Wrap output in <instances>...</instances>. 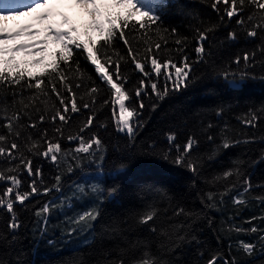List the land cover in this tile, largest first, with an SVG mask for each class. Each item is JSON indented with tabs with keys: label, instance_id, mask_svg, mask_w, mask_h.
Returning <instances> with one entry per match:
<instances>
[{
	"label": "trees",
	"instance_id": "16d2710c",
	"mask_svg": "<svg viewBox=\"0 0 264 264\" xmlns=\"http://www.w3.org/2000/svg\"><path fill=\"white\" fill-rule=\"evenodd\" d=\"M211 3L212 0H167L159 21V35L152 31L147 36H141L140 32L125 29L133 47H139L141 51L146 47L145 40L163 44L162 38H166L167 46L159 53L162 60L169 57L179 60L175 39L184 40L186 54L194 66V82L186 89L171 92L166 99L158 102L155 111L151 108L153 103H157L155 97H144L146 107L141 117L143 126L134 139L116 130L111 106L103 107L100 103L109 98L106 86L101 85L102 92L97 98L95 109L97 119L92 128L79 133L86 119L83 110L70 114L69 124L63 126L65 138L60 140L63 151L59 154L58 163L32 155L23 140L20 141L24 155L41 169V175L36 177L20 173L24 181L21 190L30 191L27 185L32 179L37 181L41 190L51 188L56 183L55 177L59 175L62 191L33 195L30 201L25 202L27 207L16 205L22 227L16 234L15 242L0 241V258L4 264H103L105 253H111L108 259L117 258L119 249L127 248L129 242L136 241L140 242V248L133 251L143 252L147 248L159 264H208V260L216 254L234 258L236 264H264V255L259 252L260 246L264 245V241L259 240L260 233L235 230L248 229L253 225L264 229V220L261 219L264 217V204L257 199L264 196V82L260 80L264 76V53L259 51L264 46V36L253 40L247 38L244 30L235 23L225 20L221 24ZM250 11L255 10L246 5L243 14L247 15ZM213 23L217 27L205 42L204 62L196 63V30ZM71 25L79 30L81 41L87 39L83 35L86 24ZM172 29L177 30L178 37L171 35ZM230 30L237 31L240 38L236 41L227 39ZM114 50L121 55L126 54L123 43L117 37H114ZM58 52L56 45L50 46V54ZM245 52L255 53V60L249 61L248 66L243 62L239 65L233 62ZM85 56L82 50L73 48L69 63L74 67L73 62H77L87 73H92V66ZM55 58L50 55L48 63ZM16 59L34 60L18 55ZM60 64L64 66L62 61ZM29 70L37 74L36 79L45 81L49 77H41L39 74L52 71L50 68L38 70L35 67ZM223 70L234 74L237 79L243 73L255 76L256 79H247L242 88L232 89L217 75ZM122 71L129 79L127 87L134 90L138 86L140 74L128 62H122ZM28 79L25 74L24 80ZM78 79V75L73 78L74 82ZM83 83L88 85L90 81L85 77ZM15 90L20 91L19 87ZM77 91L82 95L85 89ZM24 95L34 96L36 90L25 88ZM77 101L82 103L79 95ZM35 106L38 111L32 113V119L36 120L43 114L45 122L31 129L27 127L28 119L25 117L22 132L40 139V130L46 128L50 138L57 136L48 119L60 107L55 96L51 93L47 97L41 96ZM218 112L220 115H217ZM249 113L259 117L254 127L241 122L250 118L247 115ZM136 118L134 115L132 120ZM169 131L178 134L181 145L189 135L198 139V152L193 157H199L202 161L198 173L194 174L160 158L159 154L168 149L165 133ZM0 133L7 136V143L12 141L13 136L8 135L6 128L0 126ZM93 133L102 140L101 149L95 155L74 154L72 150L78 142H69L66 137L80 134L87 139ZM222 133L231 139H239L241 143L220 150L213 159H207L216 145L222 142ZM209 134L216 138L215 143L207 139ZM250 138L253 142H244ZM121 164L125 167L121 168ZM8 166L0 165L5 168ZM69 166L72 171L68 170ZM229 169L238 174L212 182L216 176ZM249 178L251 189L244 192L245 180ZM230 185H235V188L223 195L221 203V194ZM3 188L4 182H0V192ZM82 188L84 191H81ZM93 188L101 191H93ZM112 188L117 191L109 195ZM208 191L216 194L215 209H209L201 203L202 199H206L204 194ZM236 196L244 202L234 203ZM50 201H55L57 207L49 214L37 217L35 211ZM150 205L155 208L157 215L148 225L141 224L140 216L150 210ZM93 207L98 208L100 213L97 220L88 226L71 222ZM179 208L196 215L177 216L174 213ZM253 217L256 219L253 220ZM8 220L9 214L0 209V235L5 238L11 235L7 227ZM150 226L157 231L152 232ZM71 228L77 231L69 236ZM181 235L186 239L180 240ZM193 236L197 240L195 243L191 241ZM241 241L257 245V251L252 255L247 254Z\"/></svg>",
	"mask_w": 264,
	"mask_h": 264
},
{
	"label": "snow or ice",
	"instance_id": "6c2138e0",
	"mask_svg": "<svg viewBox=\"0 0 264 264\" xmlns=\"http://www.w3.org/2000/svg\"><path fill=\"white\" fill-rule=\"evenodd\" d=\"M60 0H31L24 9L15 7L13 0H0V6L3 7L4 13L0 15V22L8 20H16L20 16H34V19L43 25L41 29L30 31L33 25L28 24L21 27L17 31H9L3 23H0V126L8 131V135L13 136L10 143H7V136L0 133V165L7 164L8 167H0V182H4L3 191L0 192V209L9 214L8 230L11 235L5 238L0 235V241L7 242L16 241V234L22 227L18 215L16 205L27 207L26 201H30L33 195H47L52 191H62L60 184L61 177H55L56 183L51 188L41 190L37 186V181L32 179L28 182L27 187L30 191H22L21 185L24 183L21 172H24L29 177L41 175V169L36 167L33 160L24 155L22 150L23 140L27 146V151L35 156H40L50 160L52 163H58L60 153H62V145L60 140L64 137V125L69 124L70 114L79 113L82 110L86 112V119L79 128V133L82 134L91 129L97 119L95 109L97 98L102 92V87L106 86L109 98L100 101L103 107L111 106L112 121L117 131L124 133L130 139H134L140 127L143 126V109L146 107L144 97H155L157 103H153L151 108L153 111L158 106V102L166 99L171 92L181 91L186 89L193 83L192 73L194 72L193 63L186 54L184 47L185 41L176 38V52L180 54L179 60L172 57L160 59L159 53L167 46V39H163V44L159 41L149 43L145 40L146 47L143 51L139 47H133L132 42L128 39V33L125 29L131 32H140L141 36H147L149 32L154 31L157 35L160 34L159 21L161 19L162 9L167 6V0H71L76 6L83 9V12L90 17V20L85 26L83 35L86 40H80L79 30L72 26L67 16H62L57 23L54 20V13L50 10V5L59 3ZM251 6L255 11H250L244 15L245 7ZM211 8L219 16L221 24L225 20L229 23H235L244 30L247 38L255 40L258 36H264V0H212ZM45 11H40V10ZM139 17L140 19H137ZM156 26L153 28V26ZM216 24H209L204 28L196 30V47L197 55L196 63L204 62L206 55L205 42L209 40L210 34L216 30ZM164 31H168L165 29ZM95 32L99 36V40L92 38L90 33ZM43 34V38L40 39ZM171 35L178 37L176 29L171 30ZM28 37L31 43L19 42L21 38ZM114 37H117L124 45L125 55L114 50ZM239 34L235 30H230L227 34V39L231 41L238 40ZM49 44L56 45L59 48L58 53H51L55 56L50 63L45 62L44 53L47 51ZM99 44V46H97ZM43 45L44 47H39ZM74 49H80L86 53L85 59L92 66V73H87L86 69L82 68L79 63H69ZM40 53V59L18 61L17 54H23L25 57L34 56ZM259 51L264 53V46L260 47ZM115 57V58H114ZM255 60V53L245 52L243 56H237L234 63L239 65L241 62L248 66L249 61ZM63 62V67L60 62ZM122 62H128L133 66V70L140 74L138 86L134 90H129L127 85L129 79L123 74ZM41 66L42 68H50L51 72H41V77L47 75V81L36 79L35 73L30 71L31 67ZM25 74L29 77L24 80ZM79 76L80 79L74 82L73 78ZM93 75L95 79H93ZM227 86L232 89H240L244 86L247 79H256L248 73H243L237 79L234 74L223 70L217 73ZM87 78L90 83L85 85L83 79ZM163 80V84H161ZM264 82V76L260 77ZM34 81V82H33ZM99 81V83H97ZM19 87L20 91L15 89ZM36 90V95H24V89ZM85 89L82 95L77 91ZM50 90V91H49ZM54 95L59 106L48 118L52 122L53 130L57 136L49 137L48 130H40V139H36L31 134L25 135L22 129L25 125L23 119L27 117V127L36 129L40 123L45 122L43 114L34 120L32 113L38 111L35 102L41 97H47L49 94ZM82 103H78L77 96ZM10 96V98H9ZM19 97V99H18ZM85 97L88 99L85 100ZM127 102V103H126ZM138 105V107H137ZM136 116L133 121L132 117ZM217 115H220L218 112ZM250 118H245L241 122L249 127H254L255 122L259 117L255 113L247 114ZM59 124L60 126H57ZM107 127V125H100ZM212 127L211 124L208 125ZM227 129L225 128L224 132ZM68 135L66 138L69 142L77 141V146L72 150L74 154L95 155L102 147V140L98 135L93 133L87 139L83 135ZM168 144L167 151L161 152L160 158L169 161L177 167H182L196 174L200 171L202 161L199 157L193 158L198 152L199 141L196 137L189 135L183 145L178 142V134L174 131L165 133ZM207 139L215 143V137L211 134ZM245 143L253 142L252 139L244 141ZM241 143L239 139H231L222 133V142L217 144L215 150L207 156V159L214 158L220 150H227ZM67 155V153H65ZM102 160L103 157L101 156ZM125 165L121 164V168ZM69 171H72L69 166ZM234 174L233 170H225L222 174L216 176L214 181L221 178L227 179ZM235 185H230L225 188V192L221 194L220 202H223V195H226ZM251 189L250 178L245 180L244 192ZM93 191H101L98 188H93ZM81 191H84L82 188ZM116 188H112L108 193L114 194ZM206 199H202L201 203L209 209L217 208L216 194L208 191L204 194ZM264 204V196L257 197ZM234 203L240 204L244 201L236 196L233 199ZM63 202H61L62 205ZM57 207L55 201L45 203L40 209L35 211L37 217H43L49 214L53 208ZM150 210L145 211L139 222L148 225L154 221L157 212L151 205ZM175 215L193 216L195 213L186 212L185 209L179 208L174 213ZM100 213L98 208H89L79 214L71 222L73 224H84L88 226L91 222L97 220ZM46 218V217H45ZM256 219L255 217L252 218ZM264 220V217H261ZM251 223V221H248ZM152 232H156L155 227L150 226ZM236 231H244L251 233H260L259 240L264 241V229L257 228L255 225L248 229H235ZM77 230L69 229L68 235L71 236ZM180 240H185L186 237L181 235ZM193 243L197 242L196 237L191 238ZM244 252L252 255L257 251V245L248 242H240ZM140 248V242H129L127 248L119 249L117 258L108 259L111 253H105L103 264H159L155 260L150 250L147 248L143 252L133 251ZM261 255H264V245L259 248ZM204 255L203 252L200 253ZM0 264H4L0 258ZM10 264V262H9ZM208 264H236L235 259L221 257L218 254L213 255Z\"/></svg>",
	"mask_w": 264,
	"mask_h": 264
},
{
	"label": "rangeland",
	"instance_id": "374dc122",
	"mask_svg": "<svg viewBox=\"0 0 264 264\" xmlns=\"http://www.w3.org/2000/svg\"><path fill=\"white\" fill-rule=\"evenodd\" d=\"M13 3H14L16 8L24 9V7L27 4L31 3V0H13ZM3 10H4L3 7L0 6V11H3ZM50 10L55 14L54 20L57 23L61 20L62 16H67L70 24H73V25H75V23L87 24L88 21L90 20V17H88L83 12V9L76 6V4L72 3L71 0H60L59 3H53L50 5ZM40 11L42 12L45 10L42 9ZM3 14L4 13H0V15H3ZM35 15L36 14H33L32 16H20L16 20H8V21L0 22V23H3L4 26L9 31H17L21 27H24L25 25H28V24L33 25V27L31 29H29L30 31H36L37 29H41L43 27V25L34 19ZM137 18H139V17H137ZM90 35L92 36L93 39L99 38L98 34L95 32L90 33ZM39 38L42 39L43 34ZM19 42L31 43L32 41L29 40L28 37H23V38H21V40ZM50 46H53V44H50ZM50 46L47 47V51L44 53V58H45L46 63H48V61L50 60ZM39 47H44V46L40 45ZM17 55L22 56V57L24 56L23 54H17ZM27 57H29V58L31 57L33 59H40V53L37 51L36 55L27 56ZM35 68L38 70L43 69L41 66H35Z\"/></svg>",
	"mask_w": 264,
	"mask_h": 264
}]
</instances>
